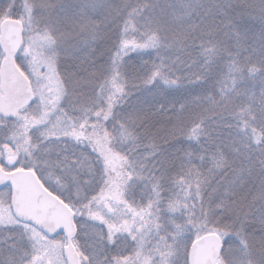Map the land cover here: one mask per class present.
<instances>
[{
	"label": "snow or ice",
	"instance_id": "obj_1",
	"mask_svg": "<svg viewBox=\"0 0 264 264\" xmlns=\"http://www.w3.org/2000/svg\"><path fill=\"white\" fill-rule=\"evenodd\" d=\"M0 264H264V0H0Z\"/></svg>",
	"mask_w": 264,
	"mask_h": 264
},
{
	"label": "trees",
	"instance_id": "obj_2",
	"mask_svg": "<svg viewBox=\"0 0 264 264\" xmlns=\"http://www.w3.org/2000/svg\"><path fill=\"white\" fill-rule=\"evenodd\" d=\"M69 3H75L76 0H68Z\"/></svg>",
	"mask_w": 264,
	"mask_h": 264
}]
</instances>
